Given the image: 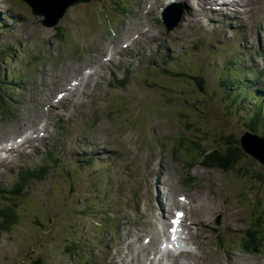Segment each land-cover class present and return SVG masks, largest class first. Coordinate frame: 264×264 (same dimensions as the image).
Wrapping results in <instances>:
<instances>
[{
    "label": "rangeland",
    "instance_id": "374dc122",
    "mask_svg": "<svg viewBox=\"0 0 264 264\" xmlns=\"http://www.w3.org/2000/svg\"><path fill=\"white\" fill-rule=\"evenodd\" d=\"M138 2V16L126 14L122 22L130 25L121 33L115 24L106 28L104 13L112 9L108 1L103 5L95 0L71 6L57 26L46 28L21 0H0V71L5 77L0 80V141L25 129L35 131L37 123L43 121L51 136L45 133L27 143L32 147L36 141L53 148L51 157L40 148L37 153L31 151L26 160L25 147L9 153L8 164L0 162V187L12 186L14 171L23 162L48 167L41 180L27 182L21 195L12 194L8 201L0 198V205L13 204L18 215L16 223L0 230V264H35L37 259L45 264H77L88 254L99 262L104 257L99 264H108L109 256L114 254L106 250L110 232L97 230L96 220L98 213L114 206L106 221L98 222H108V227L126 233L127 242L134 238V222L139 232L137 245L118 247L115 255L117 264H131L142 233H148L152 223L159 193L163 197L180 193L188 196L190 215L202 223L197 229L195 252L187 264H217L224 258L233 264H264L260 258L254 261L244 253L238 255L230 242L227 249L215 248L213 233L206 228L219 213L222 220L218 228L235 241L241 239L256 216L264 218V163L245 156L228 171L194 164L193 178H185L182 161L169 156V149L179 145L181 136L188 139L183 146L198 153L201 149L211 152L217 141L211 130L232 132L238 137L258 128L257 122L248 129L251 119L238 115L237 108L251 115L248 101L241 107V97L234 98L243 87L236 88L234 94L226 92L221 69L232 45L238 48V42L244 43L243 55L249 56L264 43L263 12L259 9L264 0H247L234 15L218 16L229 37L210 34L211 26H205L206 19L200 18L203 10H195L170 33L155 24L150 30L155 39L150 43L145 41L148 37L144 29L152 0ZM131 25L140 29L135 40ZM243 33L251 46L243 40ZM106 42L114 44L112 65L121 53L132 64L127 87H140L141 81L147 79L158 83L145 86L144 98L136 109L127 107L132 100L124 95L126 88L105 86L96 74L84 87L76 89L79 97L75 107L64 103L63 107L68 108L64 114L58 107L43 110V100L61 89L65 78L75 76L79 64L88 65L81 55L72 60V52L89 53L97 50L94 45ZM141 44L144 51L139 50ZM155 51L167 57V66L177 75L159 73L157 67L162 64ZM192 76H201L204 82L199 85ZM225 94L230 95L233 105ZM112 105L122 108L112 114L117 129L103 118V111ZM226 111L228 118L235 121L233 128L240 131L232 130ZM259 113L264 115L263 107ZM147 128L150 133L145 135ZM260 128L264 130V125ZM78 138L79 143L74 144ZM246 141L247 138L245 144ZM89 156H93L92 161L85 162ZM95 185L101 186L99 198L92 194ZM138 206L140 211L135 212ZM139 223L148 226L143 229ZM68 244L74 245L71 254L65 249ZM260 254L264 258V243Z\"/></svg>",
    "mask_w": 264,
    "mask_h": 264
},
{
    "label": "trees",
    "instance_id": "16d2710c",
    "mask_svg": "<svg viewBox=\"0 0 264 264\" xmlns=\"http://www.w3.org/2000/svg\"><path fill=\"white\" fill-rule=\"evenodd\" d=\"M3 73V72H2ZM2 73L0 71V80L5 78L4 75L2 76ZM178 73H176L177 75ZM194 80H196V83L200 85L203 81V78L201 76H192ZM227 86L225 87L226 92H229L232 90L231 87H233V82H226ZM1 84V83H0ZM201 87V86H200ZM202 88V87H201ZM1 93V89H0ZM225 98L229 101L230 104L233 105V103L230 101V95L225 94ZM1 94H0V102H1ZM238 115H240L244 119H251L248 123V129H250V125H256L258 122V115H259V108H255V114L253 117L249 114H244L241 112V108H237ZM226 117L228 118V112H225ZM229 119V118H228ZM230 120V125L233 131L238 132L240 130H236L233 128V126L236 127L235 121L232 119ZM257 129L256 127L253 129ZM258 130L260 133H262L261 128ZM210 131V130H209ZM248 134L246 135L245 131L242 132V134L238 137H234L235 134L232 132L222 134L221 132H217L214 130H211V136L214 137L217 141L213 144V148L211 152H207L204 149H201L200 153L197 151H193L194 155L196 157H199L202 152L205 154L202 156L201 163L206 167H212L220 169L221 171H228L231 167H233L235 164L240 162L243 157H253L250 153H248V147H245L243 145V142L245 138L247 140H253V141H263L261 139H264V135H261L260 137H257L256 135L250 134L249 131H247ZM264 134V133H263ZM250 137V138H249ZM247 169V168H246ZM248 170V169H247ZM18 220L17 213L12 210H4L0 209V229L6 228L8 229L13 223H16ZM253 225V226H252ZM250 225V227L245 231L248 238H246V241H251L252 248L255 251H260L263 247L264 243V218L260 216H256V220ZM252 228V229H251ZM251 230V231H250ZM249 231V235H248ZM70 254L72 253V249H74V245L68 244L65 248ZM35 264H45L43 260H35Z\"/></svg>",
    "mask_w": 264,
    "mask_h": 264
},
{
    "label": "water",
    "instance_id": "95a60500",
    "mask_svg": "<svg viewBox=\"0 0 264 264\" xmlns=\"http://www.w3.org/2000/svg\"><path fill=\"white\" fill-rule=\"evenodd\" d=\"M30 4L32 12L35 15H43L45 20H41V23L45 26L55 25L59 18L63 15L66 7L75 1L62 0L60 2H52L45 4L40 0H23ZM62 13V14H61ZM247 135V134H246ZM250 138V137H249ZM247 140L243 145L248 147V153L255 157L260 162L264 163V146L259 145L263 144L262 141H253Z\"/></svg>",
    "mask_w": 264,
    "mask_h": 264
},
{
    "label": "bare ground",
    "instance_id": "6f19581e",
    "mask_svg": "<svg viewBox=\"0 0 264 264\" xmlns=\"http://www.w3.org/2000/svg\"><path fill=\"white\" fill-rule=\"evenodd\" d=\"M178 2V1H177ZM235 5H238V3H236L235 2ZM257 6V5H256ZM232 22V21H231ZM235 22V21H234ZM232 26V25H231ZM132 36V35H131ZM86 74V73H85ZM246 134H248V132L246 133ZM251 134V133H250ZM259 141V140H258ZM264 144V143H263ZM259 145H262V144H259ZM253 226V225H252ZM252 229V228H251ZM249 230V229H248ZM251 231V230H250ZM250 233H249V231H248V235H249Z\"/></svg>",
    "mask_w": 264,
    "mask_h": 264
},
{
    "label": "snow or ice",
    "instance_id": "6c2138e0",
    "mask_svg": "<svg viewBox=\"0 0 264 264\" xmlns=\"http://www.w3.org/2000/svg\"><path fill=\"white\" fill-rule=\"evenodd\" d=\"M177 215L179 216V215H181L180 213H177ZM173 223H175V221H173Z\"/></svg>",
    "mask_w": 264,
    "mask_h": 264
}]
</instances>
